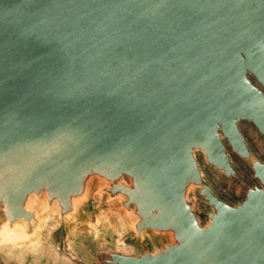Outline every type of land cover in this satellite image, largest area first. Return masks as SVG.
<instances>
[{"label":"water","instance_id":"obj_1","mask_svg":"<svg viewBox=\"0 0 264 264\" xmlns=\"http://www.w3.org/2000/svg\"><path fill=\"white\" fill-rule=\"evenodd\" d=\"M243 121L264 137V0H0L2 228L59 244L111 205L137 252L102 264H264ZM236 156L259 183L232 204L205 166L235 182Z\"/></svg>","mask_w":264,"mask_h":264},{"label":"rangeland","instance_id":"obj_2","mask_svg":"<svg viewBox=\"0 0 264 264\" xmlns=\"http://www.w3.org/2000/svg\"><path fill=\"white\" fill-rule=\"evenodd\" d=\"M242 129L255 154L264 160V137L253 124L242 122ZM242 177L235 182L222 180L212 169L205 166L209 177L224 199L232 204L240 203L249 186L258 184L253 177L250 166L236 156ZM198 220L205 224L208 221L209 208L197 196L189 200ZM4 215L0 210V229ZM130 236L128 221L115 206H104L96 213L80 216L70 223L62 242L56 243L51 231L44 233L37 244L30 241L9 243L0 237V264H102L100 254L118 251L136 253L134 244L125 242ZM162 238L148 236L145 243L154 245Z\"/></svg>","mask_w":264,"mask_h":264},{"label":"bare ground","instance_id":"obj_3","mask_svg":"<svg viewBox=\"0 0 264 264\" xmlns=\"http://www.w3.org/2000/svg\"><path fill=\"white\" fill-rule=\"evenodd\" d=\"M44 220V217L40 218L41 225L39 226V229L36 232L27 233L26 224L15 223L14 227L12 228L3 227L2 229H0V237L3 241L9 243H17L26 240L37 244L38 240L42 236V223L44 222ZM121 251L125 252L124 250Z\"/></svg>","mask_w":264,"mask_h":264}]
</instances>
